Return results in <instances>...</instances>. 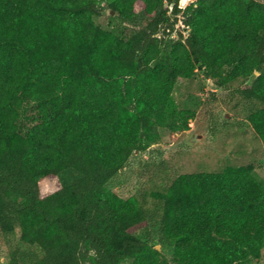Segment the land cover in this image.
<instances>
[{
  "label": "trees",
  "instance_id": "trees-1",
  "mask_svg": "<svg viewBox=\"0 0 264 264\" xmlns=\"http://www.w3.org/2000/svg\"><path fill=\"white\" fill-rule=\"evenodd\" d=\"M103 1L0 0V226L18 225L21 239L37 246L30 264H120L133 256L160 264L138 233L158 223L160 239L191 264H250L264 247V185L251 173L183 174L153 193L152 207L108 182L157 139L158 126L187 125L177 115L154 119L171 104L179 76L202 69L223 86L263 70L264 3L199 0L184 12L186 37L164 29L176 23L166 8L113 39L94 30ZM109 1L125 20L148 0ZM261 79L244 89L264 101ZM250 119L264 138V107ZM67 168L81 177L59 183ZM11 263L21 264L16 254Z\"/></svg>",
  "mask_w": 264,
  "mask_h": 264
},
{
  "label": "rangeland",
  "instance_id": "rangeland-1",
  "mask_svg": "<svg viewBox=\"0 0 264 264\" xmlns=\"http://www.w3.org/2000/svg\"><path fill=\"white\" fill-rule=\"evenodd\" d=\"M105 1L93 15L94 30L97 34L105 31L113 39L121 38L126 27L133 31L146 27L166 9L165 2L148 0L138 4L132 19L124 20L110 1ZM257 1L264 3V0ZM174 50L187 56L182 45L174 46ZM260 76L264 85L263 68L238 76L223 86L202 69H196L189 76H179L171 89V104L164 106L159 114L162 116L154 119L159 122L177 115L182 124L187 120V125L178 130L158 126L157 139L149 142L146 149L135 150L126 165L108 182V187L124 199L152 207L157 200L153 193L167 191L183 174L242 171L251 173L264 185V138L250 119V115L264 107V101L248 95L244 89ZM147 81L151 91H155L153 80L148 77ZM80 177L79 171L67 168L60 172L59 183L74 182ZM47 183L50 189L58 187L53 180ZM160 228L158 223L149 233L138 232L148 238L149 247L160 264H191L177 252L176 243L160 239ZM21 233L18 225L13 232H6L0 226V264H12L15 254L21 264H30L37 258V246L25 243ZM138 263L133 256L120 264ZM250 264H264V247L260 257Z\"/></svg>",
  "mask_w": 264,
  "mask_h": 264
},
{
  "label": "built area",
  "instance_id": "built-area-1",
  "mask_svg": "<svg viewBox=\"0 0 264 264\" xmlns=\"http://www.w3.org/2000/svg\"><path fill=\"white\" fill-rule=\"evenodd\" d=\"M199 0H164L166 3L167 14L171 17L172 21L176 20L175 27L172 29L170 26L164 28L174 39L179 38L180 32L186 37L190 32V25L186 24L184 12L189 6L197 5ZM176 4L180 8V11L175 14L174 10ZM177 17V18H176ZM163 29V31H164ZM162 33V32H161Z\"/></svg>",
  "mask_w": 264,
  "mask_h": 264
}]
</instances>
